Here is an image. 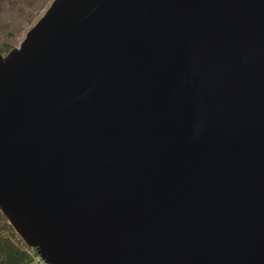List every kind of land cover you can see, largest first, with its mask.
I'll use <instances>...</instances> for the list:
<instances>
[{"label":"water","instance_id":"water-1","mask_svg":"<svg viewBox=\"0 0 264 264\" xmlns=\"http://www.w3.org/2000/svg\"><path fill=\"white\" fill-rule=\"evenodd\" d=\"M0 211L48 264H264V0H52L0 54Z\"/></svg>","mask_w":264,"mask_h":264},{"label":"rangeland","instance_id":"rangeland-1","mask_svg":"<svg viewBox=\"0 0 264 264\" xmlns=\"http://www.w3.org/2000/svg\"><path fill=\"white\" fill-rule=\"evenodd\" d=\"M52 0H0V44L18 46Z\"/></svg>","mask_w":264,"mask_h":264},{"label":"trees","instance_id":"trees-1","mask_svg":"<svg viewBox=\"0 0 264 264\" xmlns=\"http://www.w3.org/2000/svg\"><path fill=\"white\" fill-rule=\"evenodd\" d=\"M11 48L13 47L0 44V53L6 54ZM36 256V253L16 234L0 211V264H29Z\"/></svg>","mask_w":264,"mask_h":264},{"label":"built area","instance_id":"built-area-1","mask_svg":"<svg viewBox=\"0 0 264 264\" xmlns=\"http://www.w3.org/2000/svg\"><path fill=\"white\" fill-rule=\"evenodd\" d=\"M38 262H40V264H48V263H45V262H43L42 260H40V258L38 257V256H36V258H35Z\"/></svg>","mask_w":264,"mask_h":264},{"label":"crops","instance_id":"crops-1","mask_svg":"<svg viewBox=\"0 0 264 264\" xmlns=\"http://www.w3.org/2000/svg\"><path fill=\"white\" fill-rule=\"evenodd\" d=\"M29 264H40V262H38L36 259H34L31 263Z\"/></svg>","mask_w":264,"mask_h":264},{"label":"flooded vegetation","instance_id":"flooded-vegetation-1","mask_svg":"<svg viewBox=\"0 0 264 264\" xmlns=\"http://www.w3.org/2000/svg\"><path fill=\"white\" fill-rule=\"evenodd\" d=\"M19 44H20V43H19ZM19 44H18V45H19ZM2 45H4V43H3ZM11 47H16V46H11ZM2 48H3V47H2ZM0 54H1V53H0ZM2 55H4V54H2Z\"/></svg>","mask_w":264,"mask_h":264}]
</instances>
